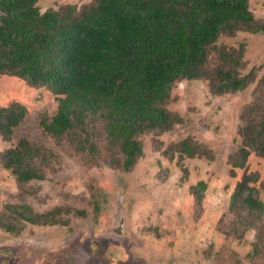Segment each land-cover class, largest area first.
<instances>
[{"label":"trees","instance_id":"1","mask_svg":"<svg viewBox=\"0 0 264 264\" xmlns=\"http://www.w3.org/2000/svg\"><path fill=\"white\" fill-rule=\"evenodd\" d=\"M38 3L0 0V75L18 78L31 89L53 91L58 110L54 115L42 113L37 126L79 155L87 172L100 166L132 171L144 156L143 136H159L181 124L182 117L168 107L177 99L173 90L178 84L208 82L212 95L223 96L258 78L259 67L245 73L244 44L218 45L222 36L264 34V19L255 16L249 0H92L45 12ZM257 90L260 95L241 111V146L228 162L234 175L244 170L230 210L235 213L240 207L254 219L243 229L229 225L227 234L234 239L257 231L255 256L249 258L264 264V201L254 185L259 174L249 173L247 166L251 154L264 159V81L258 82ZM26 115V107L18 102L0 107L4 140H12ZM164 155L176 160L185 176V159H215L212 149L191 136L170 144ZM57 158L45 145L21 138L1 161L20 184H26L45 180L46 166ZM206 188L205 181L191 186L197 203H202ZM88 189L98 216L103 190L93 177ZM64 213L70 210L41 214L27 204H6L0 210V230L18 236L17 226L22 229L27 223L66 225L60 218ZM214 257L217 264L237 262L230 250Z\"/></svg>","mask_w":264,"mask_h":264},{"label":"rangeland","instance_id":"2","mask_svg":"<svg viewBox=\"0 0 264 264\" xmlns=\"http://www.w3.org/2000/svg\"><path fill=\"white\" fill-rule=\"evenodd\" d=\"M90 1L39 0L38 5L45 12ZM249 3L255 16L264 19V0ZM221 44L245 45V73L259 67L256 81L223 96L212 95L208 82L178 84L173 90L177 99L168 107L183 122L162 135L143 136L144 156L128 173L107 166L87 172L79 155L45 136L37 126L42 113L54 115L58 110L53 91L31 89L18 78L0 75V107L18 102L27 109L25 121L15 129L11 141L0 135V210L6 204H27L41 214L55 208L70 210L60 217L66 225L27 223L22 229L17 226L18 236L0 230V264H217L214 255L227 250L235 254L236 264H262L261 259L249 258V254L255 256L252 244L257 231L251 229L230 239L227 229L232 224L243 229L254 219L240 207L235 213L230 210L244 170L237 169L234 175L228 162L241 146V111L260 95L258 82L264 81V34L239 32L222 36ZM188 136L212 149L215 159H185V176L177 161L164 152ZM21 138L45 145L58 156L56 163L46 166L45 180L20 184L4 168L3 154ZM247 166L249 173L259 174L254 185L264 201V159L251 154ZM54 167L57 170L50 173ZM89 177L103 190L98 216L88 189ZM201 181L207 188L200 204L190 188ZM82 211L84 215L78 214Z\"/></svg>","mask_w":264,"mask_h":264}]
</instances>
